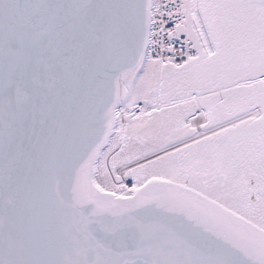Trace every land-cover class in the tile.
I'll list each match as a JSON object with an SVG mask.
<instances>
[{"label": "snow or ice", "instance_id": "1", "mask_svg": "<svg viewBox=\"0 0 264 264\" xmlns=\"http://www.w3.org/2000/svg\"><path fill=\"white\" fill-rule=\"evenodd\" d=\"M0 264H264V0H0Z\"/></svg>", "mask_w": 264, "mask_h": 264}]
</instances>
